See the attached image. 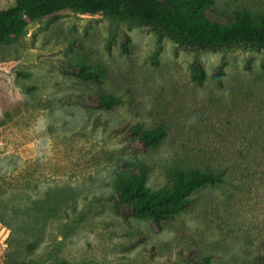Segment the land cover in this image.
I'll return each instance as SVG.
<instances>
[{
	"label": "rangeland",
	"instance_id": "374dc122",
	"mask_svg": "<svg viewBox=\"0 0 264 264\" xmlns=\"http://www.w3.org/2000/svg\"><path fill=\"white\" fill-rule=\"evenodd\" d=\"M243 9L264 14V0H215L210 15L226 23ZM196 62L203 85L192 80ZM82 64L105 66L104 83L80 81ZM77 92L122 104L62 101ZM137 124L165 125L168 136L148 152L130 148L119 128ZM144 164L153 193L178 168L223 171L225 182L158 230L149 218L124 220L107 200ZM190 253L264 264V50L190 49L131 18L74 11L0 43V264H185Z\"/></svg>",
	"mask_w": 264,
	"mask_h": 264
},
{
	"label": "trees",
	"instance_id": "16d2710c",
	"mask_svg": "<svg viewBox=\"0 0 264 264\" xmlns=\"http://www.w3.org/2000/svg\"><path fill=\"white\" fill-rule=\"evenodd\" d=\"M215 0H16V3L0 9V43L20 35L30 23L56 16L64 11L86 15L112 14L145 23L167 34L173 41L190 49L218 51L238 45L264 50V14H252L243 9L234 12L229 22H219L211 17ZM131 38L125 34L124 52H129ZM75 76L82 82L102 85L108 71L99 65L97 70L89 64L76 67ZM27 77L28 74L20 73ZM225 70L219 68L213 74L218 86L223 84ZM192 80L203 85L205 68L200 62L192 66ZM85 108L113 111L122 104L119 97L102 94L96 97L86 92L70 93L62 98ZM130 138L129 146L148 152L158 148L168 136L165 125L145 129L143 124L119 128ZM131 165V164H127ZM150 165H141L134 177H122L116 191L107 197L113 209L124 220L149 218L158 230L189 209L193 196L207 186L225 182V172H213L192 168H178L172 175L168 189L153 193L147 186ZM211 256L196 259L191 253L184 256L185 264H212Z\"/></svg>",
	"mask_w": 264,
	"mask_h": 264
}]
</instances>
